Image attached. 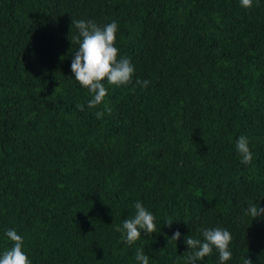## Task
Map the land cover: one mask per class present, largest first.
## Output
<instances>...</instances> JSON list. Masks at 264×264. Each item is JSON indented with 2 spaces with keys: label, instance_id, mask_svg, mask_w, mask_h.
Segmentation results:
<instances>
[{
  "label": "trees",
  "instance_id": "trees-1",
  "mask_svg": "<svg viewBox=\"0 0 264 264\" xmlns=\"http://www.w3.org/2000/svg\"><path fill=\"white\" fill-rule=\"evenodd\" d=\"M80 19L117 22L136 69L106 85L101 119L71 73ZM138 200L157 228L127 246L115 229ZM249 203L264 207V0H0V252L14 228L33 264H135L141 245L150 264H184L183 236L222 227L227 264H264Z\"/></svg>",
  "mask_w": 264,
  "mask_h": 264
},
{
  "label": "clouds",
  "instance_id": "clouds-1",
  "mask_svg": "<svg viewBox=\"0 0 264 264\" xmlns=\"http://www.w3.org/2000/svg\"><path fill=\"white\" fill-rule=\"evenodd\" d=\"M254 0H239L240 7L250 9ZM77 35L75 43L78 49L72 55L71 73L73 79L80 86L87 89L90 99L87 101L88 109H96L103 104V110L95 111L97 119L103 118L104 114L111 113L108 107L106 96L108 86L124 87L133 83L135 76V65L127 56L119 55L120 49L116 46L119 25L112 21L100 26L96 21L88 19L72 20ZM150 81L135 78V86L142 89L149 87ZM80 111H84L85 105L77 106ZM235 151L242 164L247 165L253 159L250 148V141L246 135H240L235 140ZM134 212L124 219L116 227L120 233V240L127 246L136 245L141 240L143 234H152L156 231V217L149 211L141 201H136L133 205ZM243 215L254 220H264V207L258 203H249L243 210ZM171 226L172 222L167 223ZM200 237L192 235L183 236V242L187 246L188 255L184 264H204L205 257L217 254L216 264H227L233 258L231 250L232 234L227 228L208 227L198 230ZM4 236L11 241V246L0 252V264H33L29 255L25 251V238L16 229L9 228L4 231ZM182 233L177 229L169 240L180 241ZM135 264H150V256L145 253L141 245L134 253ZM243 264H252L247 257Z\"/></svg>",
  "mask_w": 264,
  "mask_h": 264
}]
</instances>
